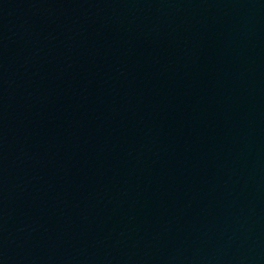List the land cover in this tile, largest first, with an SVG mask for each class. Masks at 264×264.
Instances as JSON below:
<instances>
[{
  "label": "water",
  "instance_id": "95a60500",
  "mask_svg": "<svg viewBox=\"0 0 264 264\" xmlns=\"http://www.w3.org/2000/svg\"><path fill=\"white\" fill-rule=\"evenodd\" d=\"M0 264H264V0H0Z\"/></svg>",
  "mask_w": 264,
  "mask_h": 264
}]
</instances>
